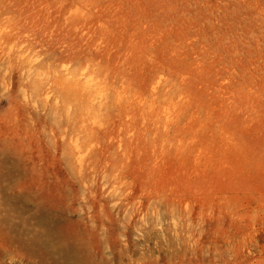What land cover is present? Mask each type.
<instances>
[{
	"label": "rangeland",
	"instance_id": "rangeland-1",
	"mask_svg": "<svg viewBox=\"0 0 264 264\" xmlns=\"http://www.w3.org/2000/svg\"><path fill=\"white\" fill-rule=\"evenodd\" d=\"M46 227L82 264H264V0H0V264Z\"/></svg>",
	"mask_w": 264,
	"mask_h": 264
},
{
	"label": "bare ground",
	"instance_id": "bare-ground-1",
	"mask_svg": "<svg viewBox=\"0 0 264 264\" xmlns=\"http://www.w3.org/2000/svg\"><path fill=\"white\" fill-rule=\"evenodd\" d=\"M13 241L24 246L31 256L38 257L40 264H82L80 255L83 253H79L77 240H70L60 227H46L34 233L26 242L20 236L14 237Z\"/></svg>",
	"mask_w": 264,
	"mask_h": 264
}]
</instances>
